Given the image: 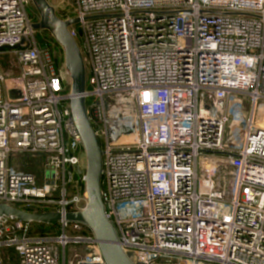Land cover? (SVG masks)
Returning a JSON list of instances; mask_svg holds the SVG:
<instances>
[{"label":"built area","instance_id":"1","mask_svg":"<svg viewBox=\"0 0 264 264\" xmlns=\"http://www.w3.org/2000/svg\"><path fill=\"white\" fill-rule=\"evenodd\" d=\"M31 3L0 0V54L14 53L20 70L11 85L0 74V205L62 220L1 217L0 264H61L55 243L85 245L77 264H106L93 231L65 220L87 207V158L63 50L57 74ZM74 3L63 20L79 21L69 31L86 68L105 218L125 256L131 264H264V0ZM120 128L130 133L114 140ZM17 156L42 159L41 180L15 171ZM216 159L233 168L228 195L215 190Z\"/></svg>","mask_w":264,"mask_h":264},{"label":"water","instance_id":"2","mask_svg":"<svg viewBox=\"0 0 264 264\" xmlns=\"http://www.w3.org/2000/svg\"><path fill=\"white\" fill-rule=\"evenodd\" d=\"M39 15V22L34 25L37 31L49 33L56 44L63 50L66 70L72 79L70 107L76 127L81 136L87 158L86 189L88 204L84 211L66 215L68 222L82 223L88 226L94 233L99 244L101 254L106 264H131L125 256L114 228L105 218V209L102 198V152L99 142L89 123L86 111V68L77 42L72 37L69 28L78 24L77 19L62 20L56 10L47 0H31ZM12 100L18 99L19 92L10 91ZM223 107V102H220ZM116 140L122 134L130 133L129 130L120 128L117 130ZM10 216L25 223L50 224L62 220V216L56 213L29 214L7 205H0V218ZM83 258L80 262H83Z\"/></svg>","mask_w":264,"mask_h":264},{"label":"rangeland","instance_id":"3","mask_svg":"<svg viewBox=\"0 0 264 264\" xmlns=\"http://www.w3.org/2000/svg\"><path fill=\"white\" fill-rule=\"evenodd\" d=\"M48 3L55 8L59 18L66 19L67 17L73 16L75 7L74 0H47ZM28 15L35 22L40 20L38 13L36 12L33 4L31 3L28 7ZM37 41L44 48V59L50 62L52 65V71L59 74L62 68V51L61 48L56 44L52 36L45 32L39 31L36 35ZM55 42V43H54ZM0 74L7 77L9 85H11L15 79L20 75V70L17 65V58L12 52H5L0 54ZM264 113L258 114L257 120L262 121ZM44 161L40 158L23 156L14 157L12 160V167L15 171L32 174L41 180L43 173ZM216 165L219 171L216 173L213 181L215 184V190L218 192H225L227 195L230 192L231 185L233 182V168L226 160L216 159L213 164ZM201 174L204 173V169H200ZM204 175V174H203ZM83 206V204L81 205ZM43 228V227H42ZM48 230V227L44 228ZM51 231V230H50ZM49 231V232H50ZM53 234L57 238L63 235L61 227L55 225L52 228ZM69 237H75L77 234L70 233ZM56 253L59 257L61 264H77L79 260L89 254V249L85 245L69 244L65 248L59 243H55ZM6 255L11 256L13 253L5 252ZM157 264H188L181 260L166 261L163 260Z\"/></svg>","mask_w":264,"mask_h":264}]
</instances>
